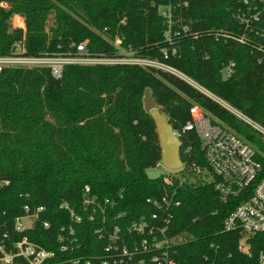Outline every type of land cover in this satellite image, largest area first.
Returning <instances> with one entry per match:
<instances>
[{"label":"trees","instance_id":"trees-1","mask_svg":"<svg viewBox=\"0 0 264 264\" xmlns=\"http://www.w3.org/2000/svg\"><path fill=\"white\" fill-rule=\"evenodd\" d=\"M9 1V7L0 6V53H13L19 42L32 54L74 52L83 42L92 54L120 56L122 47L176 68L264 126V51L256 47L264 38L244 43L215 37L220 30L242 32L232 16L240 0ZM15 13L24 17V28L12 24ZM229 60L235 65L224 77L221 68ZM147 87L175 131L191 118L193 104L223 121L254 146L264 176V134L170 70L72 64L56 77L49 67H8L0 71V243L28 235L56 250L45 264H62L63 257L100 250L106 239L94 232L97 225L118 224L125 233L131 220L155 211L146 199L167 190L179 201L170 234L188 235L174 245L176 264H258L264 231L248 238L247 254L237 246L240 232L223 230L241 197H222L213 182L195 175L196 167L208 165L193 130L179 135L181 182L168 186L161 175L147 174L161 159L154 120L143 108ZM86 185L95 197L91 203L84 202ZM99 203L105 211L94 207ZM66 204L81 221H74ZM25 205L44 210L18 230ZM72 225L80 247L63 252L60 234Z\"/></svg>","mask_w":264,"mask_h":264},{"label":"built area","instance_id":"built-area-1","mask_svg":"<svg viewBox=\"0 0 264 264\" xmlns=\"http://www.w3.org/2000/svg\"><path fill=\"white\" fill-rule=\"evenodd\" d=\"M0 6L9 7L10 1L0 0ZM16 15L23 18L22 25L14 23ZM232 16L242 24V32L236 34L233 32H220V30L215 32L216 38L219 33L244 43L256 35L264 38V0H240L239 5L232 12ZM11 21L14 26L25 27V20L21 14L15 13ZM167 22L170 24V19H167ZM165 35H168L167 31ZM117 41L119 40L117 39ZM17 44L13 53H0V71L8 67H49L54 76L61 77L67 65H109L123 62L159 67L176 74H178L176 71H179L163 61L135 55L133 52L130 57L123 54L120 56L92 54L83 42L76 44L74 52L59 54L27 53L21 42ZM256 47L264 51L263 42L256 44ZM164 56L167 57L166 51H164ZM234 65L233 60L224 63L221 68L222 75L224 77L229 76ZM181 77L198 89L208 93V91L199 88L200 85L194 82L191 77ZM215 98L239 118L264 134L263 125L249 118L235 107L224 103L218 97ZM190 111L191 118L183 125L181 131L175 132L179 136L181 132L193 130L198 136L200 148L208 165V168L205 169L195 168L198 176L202 171H204L201 177L203 180L204 174L209 175V182H213L215 189L222 197H241L226 214L223 221V230L232 231L237 229L240 232L238 249L250 254L248 238L254 233L264 231V176H260L261 162L256 157L254 146L229 128L223 121L213 117L198 104H193ZM156 165L163 167L161 177L165 185L174 186L176 180L179 183L183 179L182 176L178 177L171 173L173 170L165 168L161 163V159ZM83 195L85 203L94 201L95 197L90 196L88 185L84 187ZM172 195L173 192L170 194L165 190L159 198L148 197L146 200L155 206V211L149 215H140L137 219L131 220L125 233L118 224L110 227L97 225L94 232L97 233L98 238L106 239V243L100 246V250L93 249L89 255L63 257L62 264H176L174 245L185 240L188 235L170 234L172 211L179 204V201L174 199ZM109 201L108 198H105L104 203ZM65 207L69 209L74 221L82 220V215L75 212L69 204H66ZM94 207L105 211L103 203H99ZM43 210L44 206L42 205L34 207L25 205V213L16 218V229L23 230L33 225ZM123 214V212L119 213V215ZM87 217L92 219L93 214L90 213ZM102 222H104V217H102ZM44 225L49 227V222L45 221ZM63 229L65 230V227ZM60 241V249L63 252L69 251L71 248L74 249V247H80L76 229L73 225L60 234ZM55 256L56 250L49 249L28 235H23L21 238L11 241V243L5 241L0 243V264H16L18 262L21 264H45ZM207 258L208 256L204 255V259ZM257 260L258 264H264V251L258 253Z\"/></svg>","mask_w":264,"mask_h":264},{"label":"water","instance_id":"water-1","mask_svg":"<svg viewBox=\"0 0 264 264\" xmlns=\"http://www.w3.org/2000/svg\"><path fill=\"white\" fill-rule=\"evenodd\" d=\"M207 93V92H206ZM143 108L154 120L156 133L161 148V163L171 170L181 169L183 162L180 155L181 141L171 123L161 111V106L153 98L147 87L142 96ZM16 264H21L20 262Z\"/></svg>","mask_w":264,"mask_h":264},{"label":"rangeland","instance_id":"rangeland-1","mask_svg":"<svg viewBox=\"0 0 264 264\" xmlns=\"http://www.w3.org/2000/svg\"><path fill=\"white\" fill-rule=\"evenodd\" d=\"M22 22H24L23 21V18L21 17V16H15L14 17V23L15 24H17V25H22ZM118 44V41L116 42V45ZM118 49H119V51L124 55V56H127V57H130L131 55H132V51L131 50H126L125 48H122V47H118ZM179 75H181V76H183V77H189L188 75H186V74H184V73H182V72H180V71H176ZM194 82H196L195 80H193ZM197 83V82H196ZM199 84V83H198ZM200 85V84H199ZM199 88H201V89H204L201 85L199 86ZM205 91H207L206 89H204ZM208 93H210V92H208ZM211 94V93H210ZM211 95H213V94H211ZM214 96V95H213ZM215 97V96H214ZM220 99V98H219ZM222 100V99H221ZM224 103H226V104H228L226 101H224V100H222ZM162 171H163V167H160V166H157V165H154V166H151V167H149V168H147L146 169V172H147V174L149 175V176H151V177H155V176H158V175H161V173H162ZM171 173H173L174 175H177L178 177H181L182 175H181V172H180V170H173V171H171ZM202 173H204V171H202V172H200L199 173V175H200V177H202ZM195 175H198L197 173H195ZM203 177H204V180H206V181H210V176L209 175H206V174H204L203 175ZM189 178H195V177H193L192 175H190V177ZM1 182V181H0Z\"/></svg>","mask_w":264,"mask_h":264}]
</instances>
